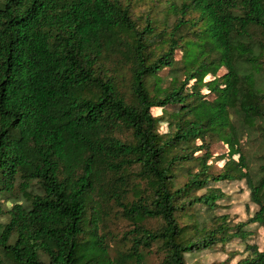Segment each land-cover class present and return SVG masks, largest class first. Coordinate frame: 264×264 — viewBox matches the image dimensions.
<instances>
[{"label": "trees", "instance_id": "1", "mask_svg": "<svg viewBox=\"0 0 264 264\" xmlns=\"http://www.w3.org/2000/svg\"><path fill=\"white\" fill-rule=\"evenodd\" d=\"M209 74L212 103L188 89ZM225 181L250 191L246 221L218 213ZM5 216L0 264H188L264 229V0H0ZM247 251L211 264H264Z\"/></svg>", "mask_w": 264, "mask_h": 264}, {"label": "rangeland", "instance_id": "2", "mask_svg": "<svg viewBox=\"0 0 264 264\" xmlns=\"http://www.w3.org/2000/svg\"><path fill=\"white\" fill-rule=\"evenodd\" d=\"M185 57L184 51H178L176 58L180 59L181 62L179 65L171 70L169 68H165L161 75L165 78L164 85L168 83V81L175 77L177 79H183L186 75V66L182 60ZM224 69L219 71V75L224 73ZM215 78V75L209 74L204 78H201L200 82H196V80H192L188 86L189 90L197 89L198 87L201 88V92L204 95L207 103H212L218 96V91L212 90L211 86L206 85V82ZM178 111L177 107H172L170 109L167 108H155V114H163L164 116V130H172L169 125V121L172 117H175V114ZM222 132L215 131L210 132L207 136L208 141L211 142V152L212 157L209 159V163L213 164L214 170L221 171L225 169V163L228 162L230 158L229 148L225 144V142L221 138ZM183 145V144H182ZM197 152V153H201ZM201 168L200 164L195 163H185L184 168L180 170V175L187 171H198ZM226 194V198L220 200V208L218 209V213L220 214H227L229 219L233 223L246 221L250 218L254 211L257 209V206L251 202L250 200V191L248 190L246 184L243 181H225L219 182L217 184ZM6 216L0 218V222L6 221ZM252 227H256L255 225ZM119 229H126L128 225L126 222H121L118 225ZM251 244H256L260 249H264V229L256 227L255 231L253 232L252 236L241 239L237 238L232 242L228 243L224 249L218 246L216 249L213 250H203L196 254H192L188 256V264H196L198 262L203 264H211L213 262L225 261L231 254L236 253L233 255L231 259V263L237 262L240 258L244 257L249 253L247 251V246Z\"/></svg>", "mask_w": 264, "mask_h": 264}]
</instances>
